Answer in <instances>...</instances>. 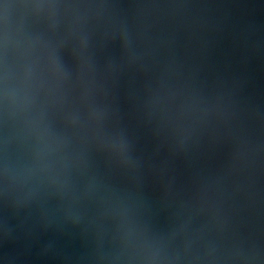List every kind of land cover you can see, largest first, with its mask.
I'll list each match as a JSON object with an SVG mask.
<instances>
[{"label":"water","instance_id":"1","mask_svg":"<svg viewBox=\"0 0 264 264\" xmlns=\"http://www.w3.org/2000/svg\"><path fill=\"white\" fill-rule=\"evenodd\" d=\"M0 264H264V0H0Z\"/></svg>","mask_w":264,"mask_h":264}]
</instances>
